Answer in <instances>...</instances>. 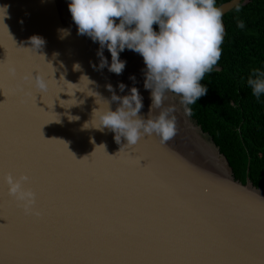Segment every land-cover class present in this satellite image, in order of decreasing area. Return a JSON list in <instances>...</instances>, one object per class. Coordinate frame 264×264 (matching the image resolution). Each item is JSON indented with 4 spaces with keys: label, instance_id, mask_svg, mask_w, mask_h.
<instances>
[{
    "label": "water",
    "instance_id": "95a60500",
    "mask_svg": "<svg viewBox=\"0 0 264 264\" xmlns=\"http://www.w3.org/2000/svg\"><path fill=\"white\" fill-rule=\"evenodd\" d=\"M0 6V264H264V186L234 178L179 96L166 94L165 105L176 107V135L167 142L142 134L132 146L108 129L83 128L97 103L111 99L109 84L118 96L135 86L140 115L148 117L151 91L139 53L119 54L122 74L98 70L100 46L78 34L68 0ZM218 6L226 14L233 0ZM60 29L70 34L61 38ZM32 35L45 40L36 51L25 48ZM103 55L110 63L106 48ZM30 69L49 81L36 101L44 110L28 103L34 88L22 77ZM19 171L35 193L31 212L6 195L3 177Z\"/></svg>",
    "mask_w": 264,
    "mask_h": 264
},
{
    "label": "clouds",
    "instance_id": "9594fccd",
    "mask_svg": "<svg viewBox=\"0 0 264 264\" xmlns=\"http://www.w3.org/2000/svg\"><path fill=\"white\" fill-rule=\"evenodd\" d=\"M233 6L235 11H240L239 0H233ZM68 8L78 34L87 35L100 46L99 64L93 67L122 74L126 62L119 54L125 49L132 50L143 58L144 87L151 91L149 115L144 118L140 115L143 98L135 86L127 95L118 96L107 85L111 99L97 103L99 107L93 109L90 121L83 128L101 132L108 129L115 134L117 143L124 137L129 145L135 144L142 134L158 135L164 142L172 139L176 135V107L165 105L166 94L179 96L188 116L192 115L191 106L206 94L207 88L201 81L213 71L222 54L223 6H218L217 0H68ZM5 15L6 6H0V19ZM237 27L243 29L244 22L238 20ZM59 31L61 38L70 34L67 29ZM28 43L30 47L25 48L36 51L45 40L32 35ZM105 48L111 55L110 63L103 55ZM74 67L80 69L79 64ZM7 71L11 77L17 74L13 65ZM85 78L88 84L92 83ZM22 79L41 93L49 88V81L42 74L34 77L25 73ZM247 86L257 99L264 95V71L253 69ZM118 87L123 92L126 86L119 83ZM112 102H117L115 110L110 106ZM3 180L8 193L22 203L25 212L33 211L35 193L25 186L27 175L8 173Z\"/></svg>",
    "mask_w": 264,
    "mask_h": 264
},
{
    "label": "trees",
    "instance_id": "16d2710c",
    "mask_svg": "<svg viewBox=\"0 0 264 264\" xmlns=\"http://www.w3.org/2000/svg\"><path fill=\"white\" fill-rule=\"evenodd\" d=\"M240 5L239 12L232 8L223 16L222 54L201 81L207 92L191 106V117L226 156L235 179L244 184L248 177L262 187L264 95L257 99L247 78L253 69L264 71V0H242ZM238 20L244 22L243 29L237 27Z\"/></svg>",
    "mask_w": 264,
    "mask_h": 264
},
{
    "label": "snow or ice",
    "instance_id": "6c2138e0",
    "mask_svg": "<svg viewBox=\"0 0 264 264\" xmlns=\"http://www.w3.org/2000/svg\"><path fill=\"white\" fill-rule=\"evenodd\" d=\"M23 49H18L17 50V52L18 53H23ZM7 56H10V53H8V52H6V57ZM5 60V59H4ZM0 61H3V60H0ZM35 71V69H30L29 70V73H33ZM5 91H7V89H5ZM48 91V90H47ZM46 91V92H47ZM46 92H44V93H46ZM5 96V95H4ZM37 96H39L40 98L43 96V93H41V92H39L38 90H36V89H33V91L29 94V97H28V103L30 104V105H33L35 108H37V109H43V108H40V107H37V103H36V101H37ZM44 98H45V100H46V97L44 96ZM43 102H44V100H43ZM45 103V102H44ZM46 104V103H45ZM44 110V109H43ZM138 142V141H137ZM136 142V143H137ZM136 143L135 144H132V146H135L136 145ZM130 153L131 152H129L128 153V155L129 156H133V155H130ZM140 161L141 160H138L137 161V164H138V166L139 167H144V166H141V164H140ZM4 170L3 169H0V172H3ZM8 173H10V174H12L11 172H8ZM20 173H21V171H19V174L18 175H20ZM13 175V174H12ZM28 177V176H27ZM28 179H29V177H28ZM6 195L8 196V197H11V202H13V203H15V205L17 206V207H19V208H23V206H22V203L20 202V201H18L15 197H13L12 195H10L9 193H8V191L6 192ZM4 218V217H3Z\"/></svg>",
    "mask_w": 264,
    "mask_h": 264
}]
</instances>
